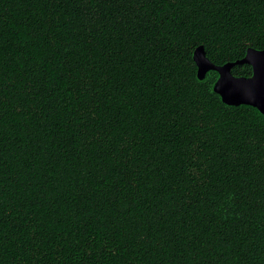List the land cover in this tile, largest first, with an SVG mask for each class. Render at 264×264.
I'll return each instance as SVG.
<instances>
[{"label": "trees", "instance_id": "obj_1", "mask_svg": "<svg viewBox=\"0 0 264 264\" xmlns=\"http://www.w3.org/2000/svg\"><path fill=\"white\" fill-rule=\"evenodd\" d=\"M200 45L264 49V0H0V264H264V114Z\"/></svg>", "mask_w": 264, "mask_h": 264}, {"label": "water", "instance_id": "obj_2", "mask_svg": "<svg viewBox=\"0 0 264 264\" xmlns=\"http://www.w3.org/2000/svg\"><path fill=\"white\" fill-rule=\"evenodd\" d=\"M194 59L200 79H204L210 70L219 73L214 90L221 95L224 103L231 106L251 105L264 114V49L249 48L243 59L216 65L208 57L205 46L200 45L195 50ZM242 64L252 66L251 76L233 74L232 69Z\"/></svg>", "mask_w": 264, "mask_h": 264}]
</instances>
